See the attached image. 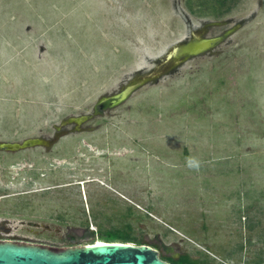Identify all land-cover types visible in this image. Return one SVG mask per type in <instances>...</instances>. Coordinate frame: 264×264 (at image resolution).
<instances>
[{"label":"rangeland","instance_id":"obj_1","mask_svg":"<svg viewBox=\"0 0 264 264\" xmlns=\"http://www.w3.org/2000/svg\"><path fill=\"white\" fill-rule=\"evenodd\" d=\"M217 3L0 0V242L264 263V0Z\"/></svg>","mask_w":264,"mask_h":264},{"label":"water","instance_id":"obj_2","mask_svg":"<svg viewBox=\"0 0 264 264\" xmlns=\"http://www.w3.org/2000/svg\"><path fill=\"white\" fill-rule=\"evenodd\" d=\"M222 37L206 40L200 45L199 51L206 50L221 41ZM183 51L182 44L174 46L159 60L160 72L156 70L143 77H139L125 90L104 97L98 103L100 110L109 109L124 102L143 83L153 80V77L168 71L178 63L179 55ZM89 120L88 116H72L63 121V125L75 122L81 124ZM44 144L40 138H29L23 143H8L1 146L10 150L25 149L30 146ZM0 264H171L163 260L159 251L146 244H132L124 242L93 243L75 246L65 250H54L46 246L35 244H19L11 241L0 242Z\"/></svg>","mask_w":264,"mask_h":264},{"label":"trees","instance_id":"obj_3","mask_svg":"<svg viewBox=\"0 0 264 264\" xmlns=\"http://www.w3.org/2000/svg\"><path fill=\"white\" fill-rule=\"evenodd\" d=\"M223 1V0H218V4L216 5V9H218V11H220L225 5V2L221 3L220 2ZM115 236H113L111 239L105 241V242H109V243H114V242H124V243H130L129 240H124V241H116ZM93 243H96V242H93ZM100 243H104L103 242H100ZM137 244H146V243H143V242H137ZM164 260V259H163ZM169 261L171 264H208V260L206 259H203V258H200V259H193V258H190L189 255H183L181 257H179L178 259H176L175 257H170Z\"/></svg>","mask_w":264,"mask_h":264},{"label":"flooded vegetation","instance_id":"obj_4","mask_svg":"<svg viewBox=\"0 0 264 264\" xmlns=\"http://www.w3.org/2000/svg\"><path fill=\"white\" fill-rule=\"evenodd\" d=\"M226 1H228V0H223V1L220 2V4L223 3V2H225L224 5H226ZM217 4H218V3H217ZM202 31H203V30H201V32H202ZM193 40H194V41H197V40H199V39H198L197 37H194ZM194 41H191V43L193 44ZM191 43H189L188 45H186V46H188L187 48H189V47L191 46ZM181 44H182V46H183V44H186V43H181ZM201 44H202V43H201ZM201 44H200V45H201ZM184 48H185V47H184ZM201 51H203V50H201ZM181 54H183V55H185V56L188 55V54L185 53V52H182ZM78 129H79V128H78ZM185 255H188V254H184V256H185ZM181 256H183V255H178V257H177V256H174V257H175L176 259H178V258L181 257ZM189 257L192 258L190 255H189ZM193 259H195V258H193ZM260 264H264V263H260Z\"/></svg>","mask_w":264,"mask_h":264},{"label":"bare ground","instance_id":"obj_5","mask_svg":"<svg viewBox=\"0 0 264 264\" xmlns=\"http://www.w3.org/2000/svg\"><path fill=\"white\" fill-rule=\"evenodd\" d=\"M96 243H98V242H96ZM100 243V242H99Z\"/></svg>","mask_w":264,"mask_h":264}]
</instances>
